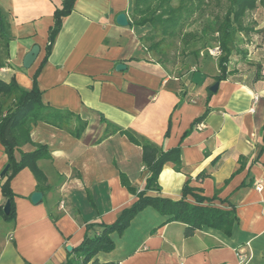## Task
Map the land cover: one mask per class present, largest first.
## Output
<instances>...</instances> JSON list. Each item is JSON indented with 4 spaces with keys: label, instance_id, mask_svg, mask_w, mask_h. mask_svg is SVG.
<instances>
[{
    "label": "crops",
    "instance_id": "obj_1",
    "mask_svg": "<svg viewBox=\"0 0 264 264\" xmlns=\"http://www.w3.org/2000/svg\"><path fill=\"white\" fill-rule=\"evenodd\" d=\"M64 1L0 0V79L31 90L36 75L46 104L86 122L80 136L76 119L71 132L42 122L33 127L32 142L47 146L51 158L37 163L43 181L30 168L11 181L16 217L0 215V264H66L88 224L116 222L135 202L122 178L142 191L148 176L143 150L129 134L166 152L181 150V170L167 164L161 191L149 196L179 201L190 181L205 197L217 198L215 206L235 208L238 220L230 235L203 228L187 237L184 224L149 207L123 235L111 236L115 249L99 253L100 263L240 264L243 251L244 264H264V79L256 80L255 69L244 75L241 59L237 65L231 60L233 75L208 98L219 74L217 59H202L183 76L170 74L143 48L146 30L130 27V0H77L47 55L55 12ZM122 13L127 27L117 23ZM34 46L39 56L25 69ZM120 64L126 69L118 72ZM207 108L205 119L195 123ZM7 165L0 140L3 208ZM35 192L43 194L39 204L31 202Z\"/></svg>",
    "mask_w": 264,
    "mask_h": 264
},
{
    "label": "trees",
    "instance_id": "obj_2",
    "mask_svg": "<svg viewBox=\"0 0 264 264\" xmlns=\"http://www.w3.org/2000/svg\"><path fill=\"white\" fill-rule=\"evenodd\" d=\"M76 1L65 0L55 12L47 55L62 29L64 18L72 12ZM259 4L264 6V0H130V27L146 30L140 37L143 48L170 74L175 75L169 71L168 65L174 70L179 67L176 76H183L199 67L203 51L219 48V74L215 81L220 83L234 73L229 70V66L233 55L241 54L239 37H248L254 33L253 27L246 24L245 20L251 12L256 11ZM2 24L4 27L5 21ZM256 66V80L264 79V67L259 64ZM39 89L36 75L31 90L21 88L14 79L9 82L0 79V140L10 166L3 176L2 184L3 197L10 203L9 215H5L3 206H0V215L6 220L13 221L16 217L15 194L11 188L13 178L25 168H30L37 180L43 181L44 174L37 163L51 158L47 146L32 142L33 127L42 122L71 132V123L76 119L79 126L75 135L80 136L86 126V122L79 117L75 118L72 113L55 110L46 104ZM213 95L208 92V98ZM209 112L210 108H207L195 123L205 119ZM129 139L143 150V164L148 173L144 190L138 191L123 177V185L135 198V202L123 210L111 225L88 224L83 242L74 248L66 264H114L100 263L97 256L102 252H112L115 243L111 236L114 233L123 235L134 218L149 207L169 217V222L184 224L187 237L203 228L218 230L227 235L232 233L234 223L238 220L235 208L215 206L217 198L205 197L203 190L192 186L190 181L185 183L179 201L149 196V192L161 191L159 176L167 164L171 163L175 170H181V150L176 148L166 152L146 138H135L131 134ZM25 145H32L34 150L26 152ZM205 176L203 173L199 178Z\"/></svg>",
    "mask_w": 264,
    "mask_h": 264
},
{
    "label": "rangeland",
    "instance_id": "obj_3",
    "mask_svg": "<svg viewBox=\"0 0 264 264\" xmlns=\"http://www.w3.org/2000/svg\"><path fill=\"white\" fill-rule=\"evenodd\" d=\"M245 22L253 27L254 33L248 37H243L242 35L239 37L238 44L241 54H234L232 57V63L237 65V60L241 59L239 66L240 70L244 75H248L250 72H253L254 69L256 70L255 67H257V64L264 67V6L259 4L256 11L251 12L247 16ZM212 50L203 51L201 59H205V61H210L209 59L211 58L218 59L220 55L218 57L213 56L211 54ZM207 53L208 55H206ZM167 67L169 71L173 72L175 75L179 71V67L175 68V70L171 65H168Z\"/></svg>",
    "mask_w": 264,
    "mask_h": 264
},
{
    "label": "water",
    "instance_id": "obj_4",
    "mask_svg": "<svg viewBox=\"0 0 264 264\" xmlns=\"http://www.w3.org/2000/svg\"><path fill=\"white\" fill-rule=\"evenodd\" d=\"M117 23L122 26V27H127L129 26V19H128V16L124 13L122 14H119L117 16ZM39 53H40V48L39 46H34L32 48V50L26 55L25 59H24V62H23V67L25 69H29L32 67V65L35 63L36 59L38 58L39 56ZM126 69V66L125 65H122L120 64L119 66H117V70L118 72L121 71V70H125ZM219 85L220 83L219 82H216L213 86L210 87V92L212 93H217L218 89H219ZM9 165H7L5 167V169L3 170L1 176H4L7 171L9 170ZM42 197H43V194L41 192H35L33 195H32V201L34 204H39L42 200ZM10 213V203L7 202L5 207H4V214L5 215H9ZM72 248L71 247H68V251L71 252Z\"/></svg>",
    "mask_w": 264,
    "mask_h": 264
},
{
    "label": "built area",
    "instance_id": "obj_5",
    "mask_svg": "<svg viewBox=\"0 0 264 264\" xmlns=\"http://www.w3.org/2000/svg\"><path fill=\"white\" fill-rule=\"evenodd\" d=\"M211 54L213 56H215V57H218L220 55L219 48H216V49L212 50ZM263 75H264V71H263ZM256 190L261 192L263 190V185L258 183L256 185ZM237 257L239 259V263L240 264H244L247 261V259H248V256L243 251H239L238 254H237Z\"/></svg>",
    "mask_w": 264,
    "mask_h": 264
}]
</instances>
